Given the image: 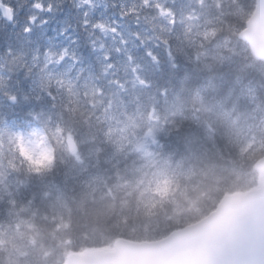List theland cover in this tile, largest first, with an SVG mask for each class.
<instances>
[{
  "label": "rangeland",
  "instance_id": "obj_1",
  "mask_svg": "<svg viewBox=\"0 0 264 264\" xmlns=\"http://www.w3.org/2000/svg\"><path fill=\"white\" fill-rule=\"evenodd\" d=\"M16 1L20 3L15 6L19 17L17 24L7 26L0 17V27L6 28L10 35L9 46L13 43L15 47H22L19 50L10 46L6 52L8 56L1 61L3 66H0V264H40L47 260L57 264L59 255L54 259L49 257V253L54 254L56 250L40 244L42 239L33 221L23 219L22 213L31 212L34 201V193L28 187L24 189V185H28L27 177L33 180L34 188L38 190L34 192L43 194L42 199L46 191H57L56 202L61 210L70 208V205L63 193L65 184L61 185L60 180L64 183L73 182L82 176L85 178L83 188L86 191L93 190L99 181L98 175L92 172L99 148L81 150L79 146L83 142L70 132H61L63 127L55 125L52 111L58 95H70V100L83 96L86 99L95 97L99 89L97 84L102 78H95L94 70H100L102 77L110 76L111 72L120 69L128 70L127 81L121 78L113 81L112 93L116 99L112 101L110 109H106L108 104H101V112L109 125L106 143L111 150H134L144 157L146 162L140 160V163L143 162L142 167L150 174V178L147 180L145 174L143 181L133 188L132 194L140 191L137 207L144 203L146 209H153L156 205L147 203L150 198L143 202L142 197L149 192H162L161 196L165 200L169 192L178 186L180 177H176L179 175L176 173L178 170L158 165L155 129L159 121L155 118L153 107L148 111L143 106V83L140 77L143 68L129 58L128 49L132 44L135 47L140 43L147 53L159 50L179 52L187 57L194 53L201 57L203 51L210 54L209 59L217 58V50L225 49L229 44L234 48L245 44L238 43L241 30L232 24L246 20L249 16L246 9L251 7L254 0H232L227 10L232 11L234 16L227 23L222 21L220 14L228 0ZM0 3L7 2L0 0ZM41 11L51 15L47 23L43 18L46 29L37 22L42 17ZM22 13L27 19L21 17ZM79 24L89 29L92 26L98 32L92 35L89 30H85L82 34ZM222 31H226V37L221 36ZM112 51L118 54L115 59L111 56ZM85 58L93 63V70L89 69L87 77L82 78ZM11 82H15L14 88ZM21 86L30 89H18ZM58 86L59 90L53 92ZM145 87L150 90L148 84ZM11 98L16 99V106H21L20 114H14L15 105L8 103ZM29 102L33 105L30 106ZM228 103L215 107L217 117H232L233 110L224 109ZM198 119L208 126L207 131L211 130L208 121L202 117ZM236 122L234 120L232 124ZM70 136L77 140V152L74 154H70L66 146ZM234 139L240 147V157L248 163L242 164L244 172L233 170L225 173V180L231 184L256 185L258 170L255 165L253 170L251 167L258 160V150L264 151V145L250 138L246 126L237 128ZM58 152H62V164L54 167ZM67 156H72V162L67 161ZM183 175L186 180L191 178L187 172ZM206 201L211 204L206 208H192L191 217L194 219L186 221L184 225L210 212L207 210L216 200L209 198ZM186 210L179 215L182 216ZM65 222L61 218V223ZM26 226L29 230L25 229ZM102 240L105 241L106 237Z\"/></svg>",
  "mask_w": 264,
  "mask_h": 264
},
{
  "label": "trees",
  "instance_id": "obj_2",
  "mask_svg": "<svg viewBox=\"0 0 264 264\" xmlns=\"http://www.w3.org/2000/svg\"><path fill=\"white\" fill-rule=\"evenodd\" d=\"M231 1L225 2V9L220 14L226 23L234 16L227 10ZM254 8L255 0L246 9L249 15L246 20L232 26L238 30L245 28ZM221 36L226 37V31H222ZM238 42L243 43L241 40ZM132 50L135 52L130 53L129 58L143 68L140 76L143 106L148 111L153 107L159 121L155 129L156 160L159 166L178 170L176 177H180V181L165 200L162 192H149L142 197L143 202L150 198L147 203L156 205L153 209H146L144 203L137 207L140 191L132 194L133 188L143 181L145 174L147 180L150 178L140 163V160L145 162L144 157L134 150L114 151L108 148L109 126L101 112L102 103L111 106L116 99L112 93L116 77L127 81L129 75L120 69L102 77L100 70H94V77L102 78L97 84L99 89L95 97L70 100L65 94L55 109L60 125L83 142L81 150H102L98 156L97 171L101 173L98 189L87 194L78 186L79 181L76 185L75 181H59L61 185L65 184L63 190L71 204L69 223L65 227L57 223L59 210L53 193H47L50 196L48 200L42 199V194L36 199V224L41 231L43 245L61 249V254L101 247L119 237L155 240L168 235L194 219L191 217L192 208H206L211 204L207 199L216 200L209 211L226 194L249 188L248 184H231L225 180V173L233 170L244 172L242 164L248 163L240 157V147L234 139L239 126H246L250 138L264 145V62L257 61L248 48H234L229 44L218 51V57L214 59H209L210 54L203 51L201 57L194 53L187 57L179 52L147 53L141 47ZM113 57L116 58L117 54L114 53ZM145 84L150 86V90ZM227 101L226 108H234L233 117H217L214 108ZM199 117L208 121L210 131ZM235 119L237 122L232 124ZM258 151L256 156L259 159L264 151ZM251 168L254 169V163ZM184 172L191 178L186 180ZM129 193L131 195H127ZM184 210L186 212L180 216ZM102 236H106L104 242Z\"/></svg>",
  "mask_w": 264,
  "mask_h": 264
},
{
  "label": "water",
  "instance_id": "obj_3",
  "mask_svg": "<svg viewBox=\"0 0 264 264\" xmlns=\"http://www.w3.org/2000/svg\"><path fill=\"white\" fill-rule=\"evenodd\" d=\"M4 18L12 20L7 8ZM257 57L264 59V0L242 33ZM72 150L75 143L69 141ZM261 186L246 195L227 196L217 212L201 223L157 243L119 240L115 251L75 254L68 264H264V159Z\"/></svg>",
  "mask_w": 264,
  "mask_h": 264
}]
</instances>
